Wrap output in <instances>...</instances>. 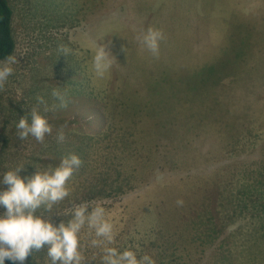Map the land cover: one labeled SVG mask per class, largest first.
<instances>
[{"label": "rangeland", "instance_id": "374dc122", "mask_svg": "<svg viewBox=\"0 0 264 264\" xmlns=\"http://www.w3.org/2000/svg\"><path fill=\"white\" fill-rule=\"evenodd\" d=\"M9 1L19 63L0 91V178L74 153L82 164L69 195L47 213L56 226L73 204H100L121 252L156 264H264V0ZM150 27L165 35L159 58L136 40ZM99 45L114 57L103 77ZM57 86L69 103L42 112L52 134L21 141L19 118L38 96L57 105ZM88 232L84 254L95 261L85 264H101ZM24 264H50L46 249Z\"/></svg>", "mask_w": 264, "mask_h": 264}, {"label": "clouds", "instance_id": "9594fccd", "mask_svg": "<svg viewBox=\"0 0 264 264\" xmlns=\"http://www.w3.org/2000/svg\"><path fill=\"white\" fill-rule=\"evenodd\" d=\"M164 39L162 30L151 27L136 37L154 58H159L160 42ZM60 51L65 56L71 54V50L64 46H61ZM112 58L106 46L99 45L93 59L94 71L99 77L110 70ZM17 63L15 54L0 61V91L5 89L8 78L14 73L13 65ZM51 95L59 101L52 109L42 96H38L37 106L19 118L15 127L21 141L31 136L43 143L45 136L52 134L53 125L42 112L66 109L69 100L66 87L53 88ZM66 127L67 124L61 125L57 130L58 143L65 141ZM81 164L79 156L72 153L62 158L56 167L50 166L43 171L36 167L37 171L31 176L22 177L19 174L25 167L23 165L3 174L0 185H7V189L0 190V207L5 209L0 213V264H5L6 260L12 264H24L30 254L45 249L50 264H85L86 261H95V256L87 257L84 254L88 245L82 242L81 232L85 227L89 230L90 246L102 249L101 264H156L148 254L138 258L131 249L121 252L111 246L115 244L114 225L106 218V210L100 204H73L65 213L71 219L66 222L62 220L58 226L52 221L53 215H47L55 205L68 197V182ZM176 203L177 206H183L184 201L179 199Z\"/></svg>", "mask_w": 264, "mask_h": 264}, {"label": "trees", "instance_id": "16d2710c", "mask_svg": "<svg viewBox=\"0 0 264 264\" xmlns=\"http://www.w3.org/2000/svg\"><path fill=\"white\" fill-rule=\"evenodd\" d=\"M14 10L9 0H0V61L6 56L14 54L16 39L13 31ZM5 264H12L6 260Z\"/></svg>", "mask_w": 264, "mask_h": 264}]
</instances>
